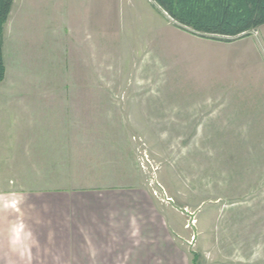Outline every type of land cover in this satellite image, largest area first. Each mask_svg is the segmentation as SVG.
Here are the masks:
<instances>
[{
    "label": "rangeland",
    "instance_id": "obj_1",
    "mask_svg": "<svg viewBox=\"0 0 264 264\" xmlns=\"http://www.w3.org/2000/svg\"><path fill=\"white\" fill-rule=\"evenodd\" d=\"M13 8L0 84L100 86L91 132L114 164L105 174L116 187L159 204L191 264L195 256L197 264H264L259 31L232 43L202 39L154 0H16ZM3 103L0 119L16 118ZM6 122L2 153L17 128ZM18 177L0 170V191Z\"/></svg>",
    "mask_w": 264,
    "mask_h": 264
},
{
    "label": "crops",
    "instance_id": "obj_2",
    "mask_svg": "<svg viewBox=\"0 0 264 264\" xmlns=\"http://www.w3.org/2000/svg\"><path fill=\"white\" fill-rule=\"evenodd\" d=\"M101 89L0 84V101L18 109L0 119L17 125L0 170L19 174L0 191V264H191L159 204L105 174L114 164L91 132Z\"/></svg>",
    "mask_w": 264,
    "mask_h": 264
},
{
    "label": "trees",
    "instance_id": "obj_3",
    "mask_svg": "<svg viewBox=\"0 0 264 264\" xmlns=\"http://www.w3.org/2000/svg\"><path fill=\"white\" fill-rule=\"evenodd\" d=\"M15 0H0V83L5 79L4 28ZM175 25L202 39L232 43L264 26V0H154ZM197 256L194 263L197 264Z\"/></svg>",
    "mask_w": 264,
    "mask_h": 264
}]
</instances>
